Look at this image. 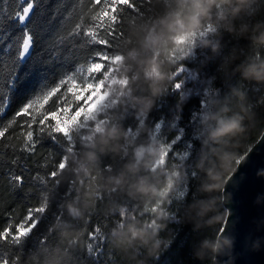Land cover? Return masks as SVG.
<instances>
[{
	"label": "trees",
	"instance_id": "obj_1",
	"mask_svg": "<svg viewBox=\"0 0 264 264\" xmlns=\"http://www.w3.org/2000/svg\"><path fill=\"white\" fill-rule=\"evenodd\" d=\"M53 5L59 9L57 19L66 18L60 30L67 37L64 46L58 58L50 60L46 41L36 39L32 53L37 67L43 62L51 70L48 79L26 77L14 89L0 90L9 101L0 113V131L5 133L0 137V230L22 222L30 207H45L47 211L40 214L43 223L39 235L33 234L19 249L0 241V255H20L22 264H220L214 248L227 216L224 184L236 162L264 132V83L245 79L241 67L264 60V43L257 44L253 38L259 32L250 30L243 36L222 28L205 32L208 25L214 27L209 23L200 32L182 33H191L198 41L186 51L179 49L180 44L176 51L169 49L158 55L169 81L160 95L153 96L146 65L141 63L152 51L142 42L160 19L176 10V0H152L151 11L141 17L135 16L134 9L120 5L123 27L117 25V31L124 36L117 41L113 56L116 76L124 82L121 93L107 114H99L101 130H97L98 121L89 129H73L65 149H60L46 136L42 142L37 140L38 115L37 123L29 129L26 121L30 118L14 114L41 90L54 86L70 72H78L81 66L86 68L92 50L105 46H81V37L67 35L77 23L81 32L92 26L101 5L92 0H50L45 9L49 17ZM257 7L260 12L236 20L237 27L246 22L253 26L264 23V0ZM0 23L6 26L8 21ZM98 33L103 37L104 29ZM216 44L219 51L214 52L212 45ZM115 47L113 44L108 51L112 53ZM133 51L139 55L125 61ZM137 75L139 78L130 84ZM147 100L153 102L144 115L140 101ZM53 101L45 107H53ZM237 114L244 117L245 131L213 140L220 121ZM113 129L119 133L115 138L107 135ZM29 130L37 145L31 152L27 150ZM154 149L159 150L158 158L152 155ZM164 149L170 152V160L165 157V163L158 166ZM63 158L66 167L57 169L58 184H38L34 179L20 184L14 179L17 175L45 176ZM146 162L150 166H145ZM129 164H138L139 171H129ZM121 175L124 185L109 184ZM142 178L162 191H134L132 185ZM185 185V196L176 199ZM173 213L175 220L171 219ZM96 227L106 236L99 258L88 253L89 236ZM42 236L46 242L41 241Z\"/></svg>",
	"mask_w": 264,
	"mask_h": 264
},
{
	"label": "snow or ice",
	"instance_id": "obj_2",
	"mask_svg": "<svg viewBox=\"0 0 264 264\" xmlns=\"http://www.w3.org/2000/svg\"><path fill=\"white\" fill-rule=\"evenodd\" d=\"M49 2L50 0H0V22L8 21L6 26L0 23V90L5 87L10 90L14 89L18 81L26 77L37 76L41 81L48 79V73L51 70L44 66L43 62L40 67H37L33 62L32 53L35 40L44 39L47 43L50 60H55L67 38L60 34L66 18L57 19L59 9L53 5L54 10L51 16L46 15L45 9L49 6ZM92 2L95 5H101L93 17L95 23L83 32H81V24L77 23L67 35L81 37V46L99 44L105 47L92 50L86 68L81 66L78 72H70L60 78L54 86L41 90L34 98L27 100L14 114L16 117L30 118L26 121L29 129L32 124L37 123L38 115L37 140L42 142L46 136L60 149H65L66 141L70 139L68 133L72 128L79 126L78 121L96 120V113L107 114L108 110L115 105V101L108 97L107 90L111 87L110 73L113 72L112 65L115 63L113 53L119 45L117 41L124 36V32L117 31V25L123 27L118 7L125 5L134 9L136 17H141L145 12L151 11L152 4V0H135V2L133 0H103V3L102 0H92ZM140 4H143L144 7H140ZM69 15L71 14L69 13ZM100 28L104 29L103 37L98 33ZM214 30L212 25H208L205 32ZM205 32H201L200 35H204ZM189 35L191 33L177 35L175 37L176 44H183L188 40ZM110 40L112 43L109 42ZM113 44L116 47L110 53L108 49L112 48ZM96 74H99V77ZM175 86L179 88L180 84L177 83ZM54 97L56 99L53 101ZM50 101H53V107L46 108L45 106ZM81 101L83 103H80ZM8 102L6 95H0V113L5 111ZM74 105L75 110H73ZM89 109H92L91 115H89ZM159 129L160 126L157 125V131ZM97 130H101L99 121ZM4 134L3 131H0V137H3ZM27 141L30 142L27 150L31 152L37 146L32 130L27 132ZM169 153L167 149L162 150L161 159L157 161L158 166L165 163V157L170 160ZM180 159L183 160L184 157L182 156ZM236 163L239 164L240 161L238 160ZM65 167L66 158H63L61 162L54 164L53 169L45 176L17 175L14 179L20 184H23L25 179H34L38 181V184L46 182L58 184L57 169L63 170ZM191 175L196 177L197 173L192 171ZM169 187H171V181ZM184 188L186 185L176 199H182L185 196ZM164 194L161 193L162 196ZM171 206L170 204L169 207ZM46 211L45 207H30L22 218V222L16 224L15 227L9 225V227L0 230V241L10 242L15 249H19L33 234L39 235V225L43 223L40 214ZM171 219H176V213H173ZM219 233L224 237L230 235L224 227L219 229ZM105 240V233L101 231L100 227L94 228L89 236L88 253L99 258L103 254ZM41 241L46 242V237L42 236ZM254 244V239L249 242V246ZM261 246L264 247V240L261 241ZM233 254L232 249L228 255L222 256L221 260L226 264H231ZM0 264H22V256L0 255Z\"/></svg>",
	"mask_w": 264,
	"mask_h": 264
},
{
	"label": "clouds",
	"instance_id": "obj_3",
	"mask_svg": "<svg viewBox=\"0 0 264 264\" xmlns=\"http://www.w3.org/2000/svg\"><path fill=\"white\" fill-rule=\"evenodd\" d=\"M260 0H176V10L170 12L166 17L158 21V27L150 29V35L142 43L145 49H150L152 55L148 56L141 63L146 65L145 75L151 82L153 96H158L164 91V84H167L168 77L163 71L160 61L157 59L158 55L164 54L169 49L172 52L176 51L177 44L175 37L185 32H200L205 29L206 25L212 23L214 25V31L218 29H224L225 31L237 35H246L250 30L259 32V35H254L255 43H264V23H257L255 26L249 22L242 23L237 27L235 21L241 19L243 16L253 17L260 12V8L257 7ZM214 11L216 12L214 16ZM206 44H211L210 41H205ZM213 51H219V44L212 45ZM139 53L133 51L125 58V61L130 58H135ZM243 76L248 80H255L258 83H264V60L253 61L246 66H241ZM137 77L130 80V84L134 82ZM237 95L244 98V94L237 92ZM151 100L140 101L143 104L141 108V114L146 115L150 111ZM246 112L247 109H244ZM244 117L239 114L231 117L227 120H221L219 127L212 133V139L218 141L222 137H228L230 135L239 134L245 131ZM108 136L113 138L117 137L119 133L116 129H113L107 133ZM107 143V141H104ZM147 150H138V153ZM152 155L159 156V150L154 149ZM90 159L94 157L90 154ZM145 166H150V162H146ZM128 170L132 172L139 171L138 164H129ZM126 183L123 175L115 177L109 180V184H115L116 186H122ZM164 187H168L165 183ZM132 188L136 192L147 193L152 192L159 194L162 189H157L155 185H149L146 178H142L136 184L132 185ZM75 211V210H74ZM218 252V249H215Z\"/></svg>",
	"mask_w": 264,
	"mask_h": 264
},
{
	"label": "water",
	"instance_id": "obj_4",
	"mask_svg": "<svg viewBox=\"0 0 264 264\" xmlns=\"http://www.w3.org/2000/svg\"><path fill=\"white\" fill-rule=\"evenodd\" d=\"M227 210L224 228L229 236L219 234L215 251L221 260L233 249L231 264H264V132L241 158L223 188ZM255 244L249 246V242Z\"/></svg>",
	"mask_w": 264,
	"mask_h": 264
},
{
	"label": "rangeland",
	"instance_id": "obj_5",
	"mask_svg": "<svg viewBox=\"0 0 264 264\" xmlns=\"http://www.w3.org/2000/svg\"><path fill=\"white\" fill-rule=\"evenodd\" d=\"M197 41H198V39H197L196 36L189 35L188 36V40L185 41L183 44H181V46H180L179 49L186 51L191 46H193L194 44H196ZM116 63H117V61H115V63L112 65L113 72L110 73V84H111V87L107 90V95L112 100H114L117 97V95H119L121 93V88L124 85V82L122 80H119L117 78V76H116ZM96 75L98 77L99 74H96ZM80 103H83V101H81ZM73 110H75V105L73 106ZM91 113H92V109H89V115H91ZM99 114L100 113H96V117H97L96 120L85 119L83 121H78V125L79 126L72 128V130L73 129H76V128H82V127L89 129L90 126L92 125V123H94V122L97 123Z\"/></svg>",
	"mask_w": 264,
	"mask_h": 264
}]
</instances>
